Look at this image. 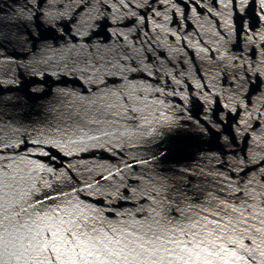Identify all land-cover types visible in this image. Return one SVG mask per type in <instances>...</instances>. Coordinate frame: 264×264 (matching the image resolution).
<instances>
[{"label":"water","instance_id":"95a60500","mask_svg":"<svg viewBox=\"0 0 264 264\" xmlns=\"http://www.w3.org/2000/svg\"><path fill=\"white\" fill-rule=\"evenodd\" d=\"M0 264H264V0H0Z\"/></svg>","mask_w":264,"mask_h":264}]
</instances>
